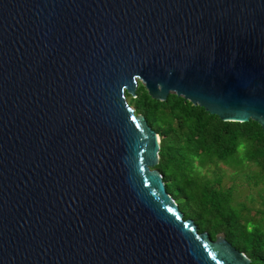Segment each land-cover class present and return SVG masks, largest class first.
<instances>
[{"label":"water","instance_id":"water-1","mask_svg":"<svg viewBox=\"0 0 264 264\" xmlns=\"http://www.w3.org/2000/svg\"><path fill=\"white\" fill-rule=\"evenodd\" d=\"M139 82L264 131V0H0V264H251L183 217Z\"/></svg>","mask_w":264,"mask_h":264},{"label":"trees","instance_id":"trees-1","mask_svg":"<svg viewBox=\"0 0 264 264\" xmlns=\"http://www.w3.org/2000/svg\"><path fill=\"white\" fill-rule=\"evenodd\" d=\"M135 112L145 116L160 136L159 160L166 189L183 217H190L199 231L214 238L224 232L228 241L244 251L251 264H264V131L255 120H222L203 106L170 92L166 99L153 98L139 82L136 95L126 92ZM243 171L250 189L256 188L260 207L236 197L239 183L223 181L225 169Z\"/></svg>","mask_w":264,"mask_h":264},{"label":"rangeland","instance_id":"rangeland-1","mask_svg":"<svg viewBox=\"0 0 264 264\" xmlns=\"http://www.w3.org/2000/svg\"><path fill=\"white\" fill-rule=\"evenodd\" d=\"M127 101L129 102V97L126 96ZM130 103V102H129ZM131 104V103H130ZM132 105V104H131ZM133 106V105H132ZM220 165L223 169H225V176L223 178V181L227 184L232 183L235 181L236 183H239L236 197L240 200H247L248 195L252 192L255 196L254 200V207H260V197L257 195L256 188L250 189L249 186H247V183L244 181L243 176L241 175L243 171H248L250 168L257 169L254 163H250L249 166H244L243 170L239 172V174L234 176V179L231 178V174H234L233 168L229 167L226 164H223L220 162Z\"/></svg>","mask_w":264,"mask_h":264}]
</instances>
